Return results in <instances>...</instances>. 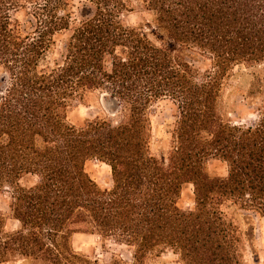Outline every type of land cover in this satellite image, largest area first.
Wrapping results in <instances>:
<instances>
[{"label": "trees", "instance_id": "16d2710c", "mask_svg": "<svg viewBox=\"0 0 264 264\" xmlns=\"http://www.w3.org/2000/svg\"><path fill=\"white\" fill-rule=\"evenodd\" d=\"M133 1L0 0V192L10 199L0 264H99L74 250L75 234L127 246L133 264L166 252L244 264L242 244L260 262L254 217L242 211L264 220V84L246 97L258 108L250 126L226 121L220 103L235 67L264 63V0H141L153 20L129 27ZM60 35L62 63L48 68ZM96 94L120 121L71 124L74 104ZM159 102L175 112L163 125L167 153L154 152ZM212 160L227 177L209 174ZM93 161L110 168L109 188L88 173ZM188 184L194 211L179 207ZM8 220L20 228L8 232Z\"/></svg>", "mask_w": 264, "mask_h": 264}, {"label": "rangeland", "instance_id": "374dc122", "mask_svg": "<svg viewBox=\"0 0 264 264\" xmlns=\"http://www.w3.org/2000/svg\"><path fill=\"white\" fill-rule=\"evenodd\" d=\"M141 0H134V6L137 12L127 14L124 22L129 27H138L141 24V17L144 16L148 20H153V14L140 9ZM139 8V9H138ZM23 18V13L19 16ZM63 37H57V46L48 56L46 66L53 68L57 64L62 63L61 46ZM209 63L204 62L196 65L199 70L206 71ZM258 79L264 84V63L255 67H247L239 65L234 68L229 78L224 81L223 93L221 99V110L225 115L226 121L234 126H250L257 120L258 108L250 107L246 97L254 89ZM168 102H159L154 104L150 109V116L153 126L154 152L158 153L160 149L167 153L170 147L171 138L166 134L163 128L164 122H175V112L171 109ZM171 110V111H170ZM108 118L116 125L120 121V116L115 110L113 103L105 100L99 95L88 97L85 102H77L69 112L68 120L76 126L84 125L88 120L96 118ZM88 173L94 181L101 187L109 188L111 181V170L108 166L99 162H89L86 166ZM209 174L216 177L225 178L228 176V166L226 163L218 160H212L208 163ZM27 184V180L23 181ZM10 199L6 192H0V212L5 215L9 214ZM195 195L193 185H185L182 196L179 201V207L184 211H194ZM243 214L254 217L256 227V243L254 244V252L260 257V262L254 260V253L249 245L242 244V253L244 264H264V220L254 211H242ZM229 218L239 222L242 230H246L249 226L248 220H244L242 216L237 217L231 209ZM234 221V222H235ZM235 222V223H236ZM18 227L13 220H8L6 230L14 231ZM74 250L91 260H97L99 264H133V250L127 246H120L113 241H102L98 236L77 234L73 237ZM117 256L125 262H112V256ZM146 264H184L180 257L172 252H166L162 255L154 254L149 258Z\"/></svg>", "mask_w": 264, "mask_h": 264}, {"label": "crops", "instance_id": "0c3cea01", "mask_svg": "<svg viewBox=\"0 0 264 264\" xmlns=\"http://www.w3.org/2000/svg\"><path fill=\"white\" fill-rule=\"evenodd\" d=\"M15 222V221H14ZM15 223H17V222H15ZM17 225H18V227L14 230V231H17L19 228H20V225H19V223H17ZM6 227H7V225H6ZM11 232H13V231H11ZM77 234H75L74 236H76ZM73 236V237H74Z\"/></svg>", "mask_w": 264, "mask_h": 264}, {"label": "water", "instance_id": "95a60500", "mask_svg": "<svg viewBox=\"0 0 264 264\" xmlns=\"http://www.w3.org/2000/svg\"><path fill=\"white\" fill-rule=\"evenodd\" d=\"M110 102V101H109ZM112 103V102H111ZM114 104V103H113ZM114 106H115V110H117V105L116 104H114Z\"/></svg>", "mask_w": 264, "mask_h": 264}]
</instances>
